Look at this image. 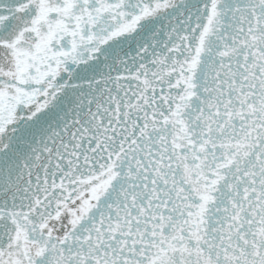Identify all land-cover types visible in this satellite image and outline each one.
Instances as JSON below:
<instances>
[{"label":"snow or ice","instance_id":"1","mask_svg":"<svg viewBox=\"0 0 264 264\" xmlns=\"http://www.w3.org/2000/svg\"><path fill=\"white\" fill-rule=\"evenodd\" d=\"M0 264H264V0H0Z\"/></svg>","mask_w":264,"mask_h":264}]
</instances>
